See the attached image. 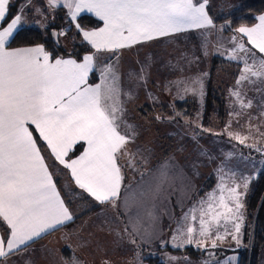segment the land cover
<instances>
[{"label":"snow or ice","instance_id":"obj_1","mask_svg":"<svg viewBox=\"0 0 264 264\" xmlns=\"http://www.w3.org/2000/svg\"><path fill=\"white\" fill-rule=\"evenodd\" d=\"M48 4L52 9L60 5L68 9L71 22L94 52L77 60L71 55L54 58L43 45L11 48L9 40L23 23V9L11 14V0H0V224L6 228L0 235V264H8L12 256L27 251L32 243L74 220L39 141L59 165L70 171L75 185L94 201L116 206L121 198L124 176L119 160L128 155L126 146L132 139L129 133L134 130L123 120L124 101L114 64L98 67L96 54L108 53L109 59L118 60L123 49L214 27L206 11L207 0H48ZM85 12L102 22V26L84 30L77 18ZM258 21L254 27L237 28L239 39L235 35L231 39L233 47L227 58L242 63L238 86L242 81L254 83L264 79V15ZM63 34L61 31L58 35ZM94 70L99 72L100 80L93 85L89 83V74ZM143 71L142 68L137 79H145ZM193 83L199 85L203 95L202 80ZM123 95L130 97L131 93ZM232 97L241 110L251 107L240 91L233 90ZM122 127L128 131L122 133ZM230 127L231 124L225 132L231 139L254 147L246 144L251 126L249 135L228 132ZM201 129L208 131L202 125ZM256 131L264 136L259 128ZM77 145L83 151L73 158L70 153ZM255 150L264 153L259 147ZM247 186L248 178H244L243 187ZM239 187L236 184L227 189V198L222 187L219 198L209 195L207 201L190 209L184 216L186 225L172 237V246L204 248L210 241L211 247L216 248L217 241L226 235H232L239 243L243 208ZM147 194L140 191L142 197ZM122 204L128 210L127 195ZM148 216L152 231L146 228L144 239L156 234V217L151 211ZM230 223L234 233L227 228ZM133 232L138 234L135 226Z\"/></svg>","mask_w":264,"mask_h":264},{"label":"rangeland","instance_id":"obj_2","mask_svg":"<svg viewBox=\"0 0 264 264\" xmlns=\"http://www.w3.org/2000/svg\"><path fill=\"white\" fill-rule=\"evenodd\" d=\"M240 3L241 0H207L209 12L217 14V17L230 14ZM29 15L31 16L29 18L31 25L28 26H35L34 29L38 28L37 30L41 32L47 33L51 26L57 23V13L51 9L46 10L40 7L39 10L36 8ZM214 25L215 27L212 29H203L202 31L151 42L129 51H121L118 60L115 58L109 59L110 55H98L96 61L100 62L101 60L103 66L109 62L114 64L119 76V85L122 91L121 99L124 101V122L126 125L134 127V133H129V135H132L129 144L134 146V149L131 150V152L134 151L133 156L125 155L120 159L121 168L124 170L122 171V174H124L122 189L129 187L133 182L142 179L144 176H148L153 171L152 163L141 165L138 168L137 163H145L154 157L159 162L160 157H171V154L174 160L178 161V165L167 160L156 168L154 175L174 179V181L178 180V183L174 186L175 195L180 191L181 183L183 186L187 185V188L193 184L187 197L190 202L197 203L202 199V196L204 197L202 194L205 193L219 197L222 187L225 188L222 194L227 198L229 195L227 189L236 184L240 185L238 191L242 193L240 199L243 203L241 209L242 219L240 220V242L235 241L232 243L231 240H228L227 236L231 237L232 235H226L225 239L227 241L224 243L217 241V248L233 250L234 245L237 249L234 253L228 251L227 258L230 255L232 257L235 255L240 256L241 250L245 247L243 241L245 230L248 229L246 228L248 219L244 199L251 182L264 171V153L255 150L256 147L264 149V136H260L256 131L259 128V132L264 133V116L261 115L264 112V103L259 101L261 93H264V81L253 78L254 83L242 81L239 86L237 85L242 63L229 60L227 53L233 47L231 43L232 35L237 36L239 39V33L237 35L236 32L229 35L225 34L223 30L228 25L226 21ZM60 26L61 31L64 32L63 35H60V40L64 41L68 37L67 30L70 25L67 20H64L60 22ZM52 33L53 31L51 36ZM240 42L243 43L244 40L241 39ZM246 47L248 46L246 45ZM216 56L220 57L225 65L217 69L216 75L212 77L211 86L214 87L215 92L224 97L228 116L224 122L217 121L215 117H212L210 128L205 134L201 129V125L203 129H207L203 123L205 98L213 60ZM142 68L144 69L143 76L145 79L139 80L137 77L141 74ZM94 72L98 76L97 81H99V72L95 70ZM197 79L202 80L203 95L199 92V85L193 83ZM258 82L261 84L259 85L261 91L257 89ZM193 89H196V91H193ZM233 90L240 91L245 103L251 102V107L241 110L238 105L234 104ZM123 93H131V96L126 97ZM184 101L190 102L193 115L190 118L181 119L183 114L176 103ZM256 101H258L257 104H255ZM261 104L262 107H260ZM233 112H240L241 114L238 116L230 115ZM229 124H231V127L228 128V132H239L242 135H249L251 126V137L246 141V144L254 145V147H247L245 144H239L235 139H231L228 133L225 132ZM126 129V127H122V133L127 132ZM248 149L251 153L257 155V158H255V155L242 153L247 152ZM162 172L166 175H162ZM127 173L131 176H127ZM211 176H213L214 184L211 187L206 186L205 183L211 180L209 179ZM244 178H248L246 189L243 187ZM61 186L70 188L71 184L67 176L61 177ZM75 189L77 188L73 187L72 190ZM207 189L210 190L206 192ZM79 191L81 192V190ZM65 192L68 194V189ZM70 197L71 194L69 199ZM76 203L81 205V207H77L78 210H75L77 215L81 214V210L84 212L92 208L91 204L81 202L78 198L74 202L73 198V205ZM175 204H177L176 213L178 217L173 218V224L180 228L185 225L183 212L188 201L183 199L182 195L178 202H174ZM106 206H100L99 211H107ZM221 223L223 224V221ZM81 225L83 226L84 222ZM114 225L115 223L111 219H99L95 223L97 235L95 233L87 235L85 228L80 229V232L73 228L71 236L74 240H85L91 237L99 246L104 247L101 235L106 234ZM227 228L234 233L231 223L227 225ZM69 231V229L64 228L61 233H68ZM171 232L172 234H170ZM220 232H224V227L220 228ZM168 233L169 235L176 234L177 229L170 227ZM73 238L68 240L71 241ZM167 238L168 234L164 236L158 245L165 246L168 244ZM128 242L126 240L123 244H119L118 251L110 247L105 249L93 245L91 248L95 256L93 264H101L100 260L104 258L109 259V262L104 264H122L120 259L125 261L123 264H138V258L142 259L143 256L141 250L149 245L142 248L135 246V249L130 251L131 247ZM204 248L212 247L211 245H205ZM138 251L141 252V255ZM102 252L105 253L100 256ZM121 254H125V257L122 258ZM146 257H152L153 259H147L141 264H196L193 261L188 263L184 257L168 251L159 255L147 254ZM117 259H119L118 262ZM76 261L78 264H83L80 259H76ZM200 264L208 263L203 261ZM260 264H264V255L260 257Z\"/></svg>","mask_w":264,"mask_h":264},{"label":"crops","instance_id":"obj_3","mask_svg":"<svg viewBox=\"0 0 264 264\" xmlns=\"http://www.w3.org/2000/svg\"><path fill=\"white\" fill-rule=\"evenodd\" d=\"M14 0H11V5ZM10 5V6H11ZM40 7L46 10H54L56 11V20L58 19L59 13L58 9H63V12H65L66 20L70 21L69 24H72L75 26V23L71 22V17L68 13V9L64 8L62 5L58 6L56 9H52L49 7L48 0H24L21 5L18 7V12L23 9L22 16H23V23L19 27L18 31L23 28H35V26H28L31 25L29 22V18L31 17L29 14L31 12L35 11V9H39ZM206 11L208 12L209 17L211 18V14L209 12L208 4L206 6ZM84 15H90L93 16L90 13H82L77 20L84 16ZM264 15V14H262ZM261 16V15H260ZM94 17V16H93ZM259 17V16H258ZM257 17V23H259ZM212 19V18H211ZM50 25V24H49ZM215 27V25H214ZM214 27L210 28H205V29H212ZM246 27V26H245ZM254 27V26H253ZM251 28V27H249ZM38 29V28H36ZM203 29H194V30H189L187 32L183 33H178L174 36H168L164 37L158 40H154L151 42H156L162 39H168V38H174L177 36H182L186 35L188 33L192 32H197V31H202ZM82 35V34H81ZM237 35V32H236ZM234 36V35H232ZM83 37V36H82ZM246 39V38H245ZM86 42V41H85ZM151 42L142 44V45H137L131 49H123L121 51H129L134 48L149 44ZM87 43V42H86ZM249 48L251 47L250 45H247ZM46 50V49H45ZM47 51V50H46ZM120 51V52H121ZM97 57L98 55H111L108 53H100L96 54ZM259 55V54H257ZM68 58V57H66ZM100 62H97L98 67H103V65ZM89 74V83L90 81V75ZM264 81V79H262ZM96 83H99L97 81ZM95 83V84H96ZM264 83V82H263ZM94 85V84H93ZM261 85L258 82V90H262L260 88ZM259 97V101L264 103V93H261ZM257 98V97H256ZM258 101L255 102L257 104ZM263 105L261 104L260 107ZM257 111V110H256ZM255 111V112H256ZM123 120L124 116H123ZM132 129L134 128L133 126L131 127ZM128 130V129H126ZM122 132V131H121ZM34 136H38V133L34 132ZM42 148V155L45 156L46 158V163L49 166V170L54 174V180L57 184V189L60 191L62 198L65 200L66 205L68 206L70 212L72 213L74 220L72 222H68L65 226L60 227L59 230H56L52 232L51 234L46 235L44 238L39 239L38 241L32 243L31 247L23 252L19 253L17 255H14L11 257L9 260L8 264H73V259H75V264H78L76 259H80L83 261V264H93V260L95 259V256L92 253V246L96 245L98 247H102L105 249L113 248L116 251L119 250V244H123L124 241L127 240V242L130 244L131 250L133 251L135 249V246L142 248V247H148L150 249H153L158 247L159 249H165V248H172V249H186L190 247L197 248L195 245H185L182 248H174L172 246V237L175 235H169L168 233V228L174 227V229H178L176 224H173V218H177L178 214L176 213L177 210V204L174 205V202H178L179 198L183 195V199H186L188 201L187 207L185 208L183 214L185 216L186 213L189 212L190 209H192L194 206H198L201 201H207L208 197L210 194L202 196V199L200 201L196 202H190L187 197L189 195V190L187 189V185L183 186L181 183V189L180 191L175 195L174 194V186L175 184L178 183V180L174 179H167L163 177H157L155 176V170L156 168L163 162L170 160L172 163L173 158L171 157H160L159 162L156 157L150 158L147 162L145 163H137V168L141 165H150L152 163L153 165V173H149V175L144 176L142 179L133 182L129 187L127 188H121V193H120V200L117 201L116 206H113L111 204H104L107 205V211H99L98 207L103 206L99 204L98 202L94 201L91 197L87 195V193L83 192V190L79 189L75 183L74 180L71 178L70 171L67 169H64L63 166L59 165L58 162L55 161L54 157H52L49 153V150L44 146L42 141L38 142ZM77 147V146H76ZM127 147V152L128 156L131 155L133 156L134 151L131 152L132 149H134V146L129 144L126 146ZM83 150H81L82 152ZM75 152V151H74ZM73 153H70V156L72 155L73 158L77 157L74 156ZM80 152V154H81ZM79 154V155H80ZM78 155V156H79ZM121 159V158H120ZM158 162V163H157ZM120 163V160H119ZM157 163L156 166H154ZM122 169V168H121ZM122 171H124L122 169ZM130 174L127 173V176ZM70 181V188H64L61 186V177H66ZM124 176V174H123ZM131 176V175H130ZM73 187L77 188L74 191L72 190ZM157 188L159 191L157 192ZM66 189H68V194H66ZM81 190V192L79 191ZM143 190L147 192L148 194L146 196H140V191ZM80 192V193H79ZM71 194V197L69 199V195ZM87 196V197H83ZM127 195L129 197V208L128 210H125L123 207L122 201L123 198ZM81 202H86L92 205V208H90L88 211H82L81 214L77 215L75 210H78L77 207H81L79 204L73 205V198L74 202L77 201V198ZM177 197V199H176ZM218 197V196H216ZM219 198V197H218ZM153 205H155V208H153ZM153 212L156 221H155V229H156V234L151 238V239H144V230L147 228L149 231H152V228L149 227L151 221L148 216L149 212ZM111 219L114 221L115 225L110 228V230L107 231L106 234H102L101 238L104 241V247L99 246L96 241L89 237L85 240H74V238L71 236V230L75 228L77 232H80V229L85 228L87 231V235L89 233H95L97 235L98 232H96V226L95 223L99 219ZM97 219V220H96ZM84 222V225L82 226L81 223ZM186 225V221L184 222ZM198 225V223H197ZM196 225V226H197ZM133 226H135L138 229V234L133 232ZM198 227V226H197ZM64 228L69 229L70 231L68 233H61ZM6 231V228L3 224H0V235H3ZM62 234V235H60ZM168 234V241L169 243L166 244L165 246H159V242L163 240L164 236ZM172 234V232L170 233ZM61 236V237H60ZM49 237H51L49 239ZM228 240H231L232 243L235 242L232 238V236H227ZM73 240H68L72 239ZM49 239V240H48ZM67 239V240H66ZM135 240V243L132 242V240ZM151 241H153L151 243ZM227 241L225 238L221 241V243H224ZM117 243V244H114ZM206 245H211V242H207ZM225 245V244H221ZM108 247V248H107ZM125 248H126V242H125ZM154 249V251H155ZM200 250H225V251H231L234 253L235 250H237L234 245H233V250L230 249H225L221 247H216V248H197ZM166 252H172L170 250H165ZM165 251L159 252V254H163ZM139 252V251H138ZM105 252H102L100 256H103ZM141 255V252H139ZM172 254H177L185 258L187 260L186 262H195L196 264H200L201 262L205 261L208 264H239L240 263V256L235 255L232 257V255L228 256L227 258H222L220 260H210L206 261L200 259V260H194L190 258L189 256L182 255L180 253L172 252ZM121 257H125V254H121ZM140 257V256H139ZM144 255L142 256V259L138 258L137 262L138 264H141L142 262H145L144 260ZM119 259H117L118 262ZM121 263L123 264L125 261L121 260ZM109 259L104 258L100 260L101 264L108 263ZM147 264V263H146Z\"/></svg>","mask_w":264,"mask_h":264},{"label":"trees","instance_id":"obj_4","mask_svg":"<svg viewBox=\"0 0 264 264\" xmlns=\"http://www.w3.org/2000/svg\"><path fill=\"white\" fill-rule=\"evenodd\" d=\"M23 1L24 0H14L10 6V13L16 14L19 5H21ZM58 13L59 16L57 23L53 24L47 33L41 32L34 28L20 29L14 34L13 38L9 40V46L11 48H19L43 45L44 48L50 52L54 58H66L71 55V57L74 59L82 60V57L85 54H93L94 50H92L90 45H88L83 40L81 33L72 24H69L70 28L67 30L68 37H66L64 41H61L59 35L60 45L57 46L54 44L51 32L58 31L60 33V22L66 20L63 9H58ZM210 14L214 24H222L225 21L228 22L227 27L225 26L223 31L225 34L229 35L236 32L235 30L241 26H255L257 23V17L264 14V0H241L240 5L228 15L223 14L221 17H217V14ZM77 22L84 30H94L95 28L102 26V22H99L95 17L90 15H84L80 17ZM68 23H70V21H68ZM224 65L225 63L220 57H214L205 98V116L203 123L204 127L207 129L210 128V120L212 117H215L217 121L224 122L228 116L224 97L215 92L214 87L211 86L212 77L216 75L217 69ZM97 78L98 76L94 72L90 78L91 83L95 84L98 80ZM176 105L183 114L181 119L190 118L193 115L192 106L189 101L178 102ZM204 133L206 134V131H204ZM81 150H83L82 147L77 145L73 155L78 156ZM242 153H246L247 155H255L250 152V149H248L247 152L245 151ZM171 157L174 159L172 154ZM255 158H257V155H255ZM173 162L178 165L177 160H173ZM209 179L211 180L207 181L205 185L211 187V185L214 184L213 176H211ZM192 186L193 184H191L187 189L190 191ZM209 190L210 189H207L206 192ZM244 205L246 217L248 219V225L246 228L248 229L245 230L246 233L243 241L245 247L240 252L239 264H260V257L264 255V171L251 182L249 190L244 199ZM154 249L155 248L149 249V247H147L144 250H141L145 257V261L147 259H153L152 257H146L147 254L152 253L159 255V252L165 250H170L172 252L189 256L194 260L202 259L206 261L220 260L229 254V252L225 250H200L194 247L177 250L172 248L159 249L156 247L155 251H150ZM149 262H151V260H149Z\"/></svg>","mask_w":264,"mask_h":264},{"label":"water","instance_id":"obj_5","mask_svg":"<svg viewBox=\"0 0 264 264\" xmlns=\"http://www.w3.org/2000/svg\"><path fill=\"white\" fill-rule=\"evenodd\" d=\"M53 35H52V39H53V42H54V44L55 45H57V46H59L60 44H59V32L58 31H53V33H52ZM54 34H56V35H54Z\"/></svg>","mask_w":264,"mask_h":264}]
</instances>
